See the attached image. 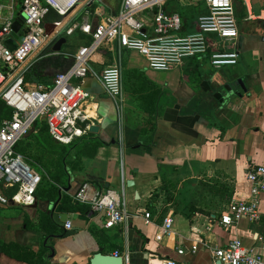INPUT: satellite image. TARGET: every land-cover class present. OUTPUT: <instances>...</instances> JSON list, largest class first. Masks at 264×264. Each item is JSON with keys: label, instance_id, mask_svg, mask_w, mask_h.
I'll list each match as a JSON object with an SVG mask.
<instances>
[{"label": "crops", "instance_id": "1", "mask_svg": "<svg viewBox=\"0 0 264 264\" xmlns=\"http://www.w3.org/2000/svg\"><path fill=\"white\" fill-rule=\"evenodd\" d=\"M231 1L237 37L208 38L209 52L238 53L234 65L211 66L206 55L157 72L136 51L116 44H106L92 56L91 72L80 81L88 94L81 108L98 130H87L68 143L70 148L57 154L53 166H36L43 179L33 204L0 205V264H89L99 248L127 254L128 264H219L212 249L233 239L254 248L264 260L258 238L264 237V193L258 195V221L241 217L227 227L220 223L231 202L250 199L247 169L264 165V0H248L247 5ZM19 3L0 0V24L10 14L15 19ZM120 3L95 0L46 20L44 24L61 23H55L49 33L55 35L31 55L28 86L50 83L66 71L76 49L90 40L80 27L92 31L104 14L117 13ZM165 9L180 14L178 35L194 33L197 17L207 13L203 2L191 0H169ZM72 23L79 27L66 35ZM114 64H123V71L137 81L124 79L121 71L119 107L99 78ZM156 75L163 80H155ZM142 87L160 91L155 102L139 100ZM85 180L119 191L128 214L124 223L105 228L103 215L74 201ZM49 203H56L55 212L67 214L70 229L53 221L46 212ZM145 212L150 213L148 220ZM167 216L173 221L164 234L160 226ZM194 244L198 248L192 253ZM179 248L183 254L177 253Z\"/></svg>", "mask_w": 264, "mask_h": 264}, {"label": "built area", "instance_id": "2", "mask_svg": "<svg viewBox=\"0 0 264 264\" xmlns=\"http://www.w3.org/2000/svg\"><path fill=\"white\" fill-rule=\"evenodd\" d=\"M95 0H21L25 14L23 32L15 49H9L4 41L11 34L14 21L12 14L0 24V100L12 109L10 117H0V188H13L10 197L0 191V205L13 203L27 206L34 203L35 192L41 182V174L17 145L31 130L38 119L44 120L49 134L58 142L68 144L89 129L85 111L81 105L88 94L81 82L90 72L92 56L106 44H116L118 49L136 51L146 60L148 67L157 72H166L183 64L186 59L208 55L211 66L234 65L238 61L235 51L209 52L208 34H215L225 41L238 35L231 0H191L203 2L207 13L199 15L196 31L186 35L176 34L181 29L178 12L165 9L169 0H121L117 13H106L95 28L81 26L90 34L87 44L78 47L73 54V63L64 72L54 75L50 83H36L29 87L26 77L31 66V55L38 52L54 33L47 34L44 18L53 10L64 16L73 7L86 6ZM247 5L248 0H242ZM251 17V15H250ZM60 24L61 22H55ZM79 27L72 23L65 30L70 35ZM100 81L108 96L115 101L122 98L121 71L117 64L104 68ZM250 184V199L234 201L222 214L220 223L227 227L241 217L250 221L260 219L258 195L264 193V165L255 164L246 171ZM75 202L87 205L93 212L104 216V227L111 228L124 223L128 214L119 191L103 189L90 181H82L73 195ZM148 220L150 213L145 212ZM172 217L163 219L161 232L168 234ZM70 229L71 223H65ZM257 236V235H256ZM264 249V237H258ZM197 245L190 252L195 253ZM178 254L184 250L179 248ZM128 264L127 254L114 251ZM219 264H264L263 257L254 248L245 247L239 239L212 249ZM168 264H174L169 261Z\"/></svg>", "mask_w": 264, "mask_h": 264}, {"label": "water", "instance_id": "3", "mask_svg": "<svg viewBox=\"0 0 264 264\" xmlns=\"http://www.w3.org/2000/svg\"><path fill=\"white\" fill-rule=\"evenodd\" d=\"M23 7L21 6L19 11L16 13L15 19L11 25V34L10 36L4 41V45L8 47L9 49H15L17 40L21 36V33L23 32V23H24V18L25 14L22 11ZM55 23H45L44 27L46 30V33L49 34L51 32V28H53ZM64 41L63 38L57 41L55 48L58 49L59 45ZM202 86H205L203 89L204 90H209L210 87L207 86L206 81H202L201 83ZM240 85L241 82H240ZM89 131H97L98 126L97 125H90L89 126ZM130 183L133 184V181L130 180ZM49 208L47 209V213L51 214V217L53 218V221L57 224L63 225L65 223V220L67 219V214L66 213H58L55 212V206L56 203L51 205L50 203L48 204ZM71 231H67V235L72 234ZM89 264H124L123 257L120 255L115 256L114 254H109V253H104L102 248H99L98 251H96L91 258L89 259ZM168 264V263H166Z\"/></svg>", "mask_w": 264, "mask_h": 264}, {"label": "rangeland", "instance_id": "4", "mask_svg": "<svg viewBox=\"0 0 264 264\" xmlns=\"http://www.w3.org/2000/svg\"><path fill=\"white\" fill-rule=\"evenodd\" d=\"M15 7L19 9L20 3L16 4ZM118 66L120 68V71H122V76L124 79H134V75L128 74L126 71H123V64H118ZM154 79L163 80L157 75L154 77ZM133 81H135V79ZM35 131L36 133L40 134V137L43 141L48 140L50 142V144L52 145L51 148L47 149L43 145H40L38 137L35 136V132L33 130L21 141L20 146L21 148H23V150L25 151L24 154L29 158L32 164L38 167L49 168L50 166L54 165L56 159L58 158L57 154L62 151L64 147L49 137L44 120H37ZM65 148L66 150H68L70 148V145L65 146Z\"/></svg>", "mask_w": 264, "mask_h": 264}, {"label": "trees", "instance_id": "5", "mask_svg": "<svg viewBox=\"0 0 264 264\" xmlns=\"http://www.w3.org/2000/svg\"><path fill=\"white\" fill-rule=\"evenodd\" d=\"M19 2L21 3V0H19ZM60 18L61 16L60 15H58L56 12H54L53 10H50L49 11V13L45 16V18H44V22L46 21V20H49L50 18ZM137 92H138V96H139V100H141V101H147V102H145V103H147V104H150L151 103V101L153 102H155L156 101V97L160 94V91H152V93H151V91L150 90H148V89H146V88H144V87H142L140 90H137ZM149 95V97L148 98H145L144 99V97H145V95ZM150 97H152V98H150ZM194 102V101H193ZM144 103V102H143ZM152 106H153V104H152ZM145 110L146 111H148V109L147 108H145ZM11 113H12V109L11 108H9V107H7L6 105H5V103L2 101V100H0V117H2V116H5V117H10L11 116ZM35 125H36V123H35ZM35 125H33V127L31 128V130L27 133V135L33 130L34 132H35V136L36 137H38V140H39V143H40V145H43L45 148H47V149H50L51 148V144H50V142L48 141V140H42L41 139V137H40V134L39 133H36V131H35ZM26 135V136H27ZM25 136V137H26ZM24 137V138H25ZM49 137H50V135H49ZM23 138V139H24ZM51 138V137H50ZM20 143L21 142H19V144L17 145V150L18 151H21V152H24L25 153V151L23 150V148H21V146H20ZM61 146H63L64 148H65V146H68V145H70L71 146V144H60ZM34 167H35V169H37L38 170V168L34 165V164H32ZM39 171V170H38ZM40 172V171H39ZM41 174V173H40ZM43 179V176H42V174H41V180ZM0 191L4 194V195H6V196H8V197H10L11 195H12V193L14 192V189L13 188H7V189H3V188H0Z\"/></svg>", "mask_w": 264, "mask_h": 264}]
</instances>
